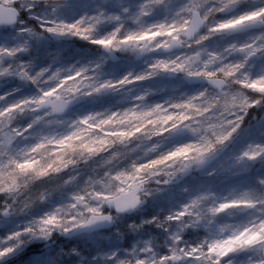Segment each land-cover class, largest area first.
I'll list each match as a JSON object with an SVG mask.
<instances>
[{
    "label": "snow or ice",
    "instance_id": "1",
    "mask_svg": "<svg viewBox=\"0 0 264 264\" xmlns=\"http://www.w3.org/2000/svg\"><path fill=\"white\" fill-rule=\"evenodd\" d=\"M0 264H264V0H0Z\"/></svg>",
    "mask_w": 264,
    "mask_h": 264
}]
</instances>
